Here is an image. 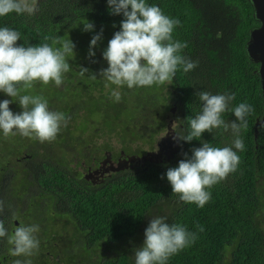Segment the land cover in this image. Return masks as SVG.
Returning <instances> with one entry per match:
<instances>
[{
	"label": "trees",
	"instance_id": "obj_1",
	"mask_svg": "<svg viewBox=\"0 0 264 264\" xmlns=\"http://www.w3.org/2000/svg\"><path fill=\"white\" fill-rule=\"evenodd\" d=\"M146 3L159 6L166 16L181 22L174 28L173 41L187 43L179 54L197 66L187 73L178 68L171 85L131 89L124 85L118 89L119 102L109 98L111 94L106 91L116 86L105 87L106 80L100 76L101 70L109 66L103 53L125 19L123 14H111L108 0H38V10L32 15L10 13L0 17V28L9 27L20 33L18 46L48 43L58 47L52 44V39L57 37L73 41L74 53L67 57L70 70L63 76L66 89L53 92L51 88V94L57 95L58 100L76 101L71 108L57 107V112L66 119L69 116L68 123L76 126L72 130L68 124L62 126L57 141L51 145L39 142L42 146L29 150L25 146L27 137L24 143L19 140V134L9 137L10 145L3 148L4 154L9 156L21 149L25 157L16 155L12 165L2 158L4 154L1 156L0 201L4 211L0 212V220L11 235L20 224L38 225L39 230H47L49 226L44 223L48 224V215L54 214L77 232L73 235L76 247L65 254L90 253L84 261L71 256L68 259L63 251L57 255L39 249L30 257H15L10 254L12 246L4 237L0 238V264H14L17 259L47 264L38 259L39 253H46L47 258L54 260L53 264H133L132 242L144 229L152 211L163 203L171 205L166 222L184 226L196 236L194 243L171 256L166 264H264L261 184L264 124L256 133V124L264 116V97L257 72L259 65L250 60L246 50L251 30L259 25L253 5L250 0H146ZM87 22L93 23V30L84 31L83 23ZM101 32L102 39L92 49L95 56L90 57L91 38ZM82 64L89 70L84 75H81ZM97 85L100 91L96 90ZM46 87L50 86L42 85V89ZM32 90L39 92L36 88ZM201 91L213 95L235 94L229 110L222 114L228 123L236 120L232 111L236 106L241 103L252 106L253 111L246 117L247 128L240 133L243 151L235 149V137L230 129L219 128L212 133L204 132L201 138L191 142L180 139L174 157L168 152L160 162L138 163L96 185L74 172L83 163L91 164L102 158L106 151L147 153L146 149L154 147L159 135L168 131V114L174 121L175 132L188 135L190 119L202 113L203 103L196 95ZM32 93L29 90L26 94ZM51 94L46 92L45 99ZM3 95L0 92V102ZM129 98L134 101L129 102ZM54 142L65 158H57L51 152ZM203 143L232 147L240 163L226 180L207 189L211 199L201 208L181 201L179 194L173 193L166 173L169 168L178 167L181 160L190 159L193 149L202 147ZM68 155L75 159V168L70 167L73 161L67 162ZM36 236L39 237L37 233ZM104 246L118 249L116 257L109 258L100 252ZM60 256H64L62 263Z\"/></svg>",
	"mask_w": 264,
	"mask_h": 264
},
{
	"label": "clouds",
	"instance_id": "obj_2",
	"mask_svg": "<svg viewBox=\"0 0 264 264\" xmlns=\"http://www.w3.org/2000/svg\"><path fill=\"white\" fill-rule=\"evenodd\" d=\"M37 5L38 0H0V17L10 13L32 15L38 10ZM108 5L111 14H123L125 17L121 30L114 34L103 53L109 66L100 72L102 78L116 86L111 92L116 102L121 99L118 89L124 85L129 89L165 83L171 85L178 68L182 67L187 73L197 66L179 54L187 43L173 41L174 28L181 23L178 19L166 16L159 6L149 5L146 0H108ZM83 24L84 31L94 28L91 22ZM20 39L17 30L0 28V92L12 98L18 97V103L23 108L21 113L14 114L9 107L12 101L5 99L0 102V130L5 138L19 134L41 143H50L56 139L62 126L67 127L70 117L66 119L63 113L50 111L43 97L22 93H27L36 82L44 85L54 82L59 87L64 74L70 70L67 57L74 53L75 44L71 39L57 37L52 39V44L58 47L48 43L25 47L17 45ZM101 39L102 32L91 39L90 57L95 56L92 49ZM88 71L81 67V75ZM196 95L203 103L202 113L190 119L188 135L177 133L173 139L191 142L194 138H201L204 132L230 129L235 137V149L243 151L240 133L247 128L246 117L253 111L252 106L247 103L236 106L232 110L236 120L228 123L222 114L229 110L235 94L213 95L201 91ZM239 163L240 157L232 147L219 148L203 143L202 147L193 149L190 159L181 160L178 167L169 168L166 175L173 193L179 194L181 201L203 208L211 199L207 189L226 180L229 174L237 170ZM3 211V201H0V212ZM38 231V225L20 224L9 235L4 222L0 220V238L7 237V243L12 246L10 254L15 257H30L38 251ZM200 231L203 229L200 228ZM145 237L143 246L135 251V264H166L171 256L196 239L195 233L181 225H170L165 217L152 218L145 230ZM14 264H31V261L17 259Z\"/></svg>",
	"mask_w": 264,
	"mask_h": 264
},
{
	"label": "rangeland",
	"instance_id": "obj_3",
	"mask_svg": "<svg viewBox=\"0 0 264 264\" xmlns=\"http://www.w3.org/2000/svg\"><path fill=\"white\" fill-rule=\"evenodd\" d=\"M93 38V37H92ZM91 38V39H92ZM73 65H75V63H73ZM86 64H82L81 67L85 68ZM64 77H63V82H64ZM104 82V81H103ZM107 84H109V82L106 81ZM42 85L43 83L42 82H36L33 86V88H36V91H39L37 93H34V91L32 89H30L31 92H33L31 95H35V96H41L43 97L44 99L46 98V92H49L51 94V88L53 89V92L54 91H60L62 92V90L66 89L65 85L62 83L59 87L55 85L54 82H50L48 85L50 87H46L44 89H42ZM97 91H100V86L97 85ZM106 91L107 93H110L113 91V90H109L108 88H106ZM52 92V94L49 96V99L47 100L48 102V108L50 111H56L57 112V107H61L64 108V107H68V108H71L73 107L75 104V100L74 101H62V100H58L56 99L58 96L57 95H54ZM23 94H26V93H22ZM39 94V95H38ZM33 95V96H34ZM109 98H112L110 97V95H108ZM3 100L7 99V100H10L12 101V103H10L11 107L10 109L13 111V113H21L23 111V108L19 105L18 103V100L19 98L16 97V98H13L8 96V95H3L2 97ZM62 99V98H61ZM134 100L132 98H129V102H133ZM9 105V106H10ZM82 114L84 113L83 111L81 112ZM69 116H67L68 118ZM167 120L170 121L172 118H171V115L168 114L167 115ZM68 125H70V128L71 130L74 129V127L76 126V124L74 123H68ZM82 127L79 128V130H81ZM65 131H62V134H64ZM78 132L74 133V136H76ZM166 135V131L162 132L160 135H159V140L158 142L154 145L153 148H151V150L149 149H146L148 151H153V150H157V147H158V144L160 143V140ZM63 136H66L67 135H63ZM4 135H3V132L2 130H0V160H2V158L5 160V161H10V163L13 165V162H15V156L18 155L19 157L21 158H24L25 157V151H21L20 150H17V152H13L11 155L8 156V154H4L5 151H2L3 148L4 149H7V147L10 145V142H8V139L9 137H7L5 140H4ZM31 139L33 138H29L27 137L26 138V145H28L27 148H29V150H35V149H38L40 146H42V144L39 143V141L37 140V143L32 141ZM19 140H21L22 143H24V140H25V137L19 135ZM36 141V139H33ZM57 141V140H55ZM46 144V142H44ZM52 142H48V145H51ZM168 145V144H167ZM142 146V143L138 146V150H140V147ZM71 152L73 151V147H71V145L69 144V148H68ZM178 149V148H177ZM51 152H54L55 154H57V158H62L64 157V152L59 148V146L57 145V143L54 142V144H52V147L50 148ZM169 151H167L168 153ZM119 152L117 151L116 154H118ZM177 153V152H176ZM4 154V155H3ZM135 153H130V155H133ZM145 153H141L139 154L140 156H143L145 155ZM3 155V156H2ZM2 156V158H1ZM69 156V155H68ZM70 159L67 160V162H71L73 161V163H70V167L71 168H75V164H76V161L75 159H73L71 156H69ZM65 158V157H64ZM19 166L18 165H15V168H18ZM84 167L82 166L81 168H77V169H74V172H79V170L83 169ZM261 184H262V187L264 189V178L261 179ZM171 208V205L168 204V203H163L161 204L159 207L155 208L152 213L149 215L147 221H146V224H145V227L144 229L139 233V235L137 236V238L132 242L133 244V251H132V259H133V264H135V251L136 249L140 248L143 246L144 244V241L146 239L145 237V230L147 229V227L149 226L152 218H156V217H165L166 220L168 219L169 217V210ZM49 216V221H48V224L44 223V225H48V229L47 230H39L37 235H39L40 237V242H42L41 246H39V252H52L54 254H57L59 255V252L60 251H63L65 257L67 256L68 259L69 257L71 256L72 258H76L79 259V260H83V259H87L88 256H90V253H86V255H77L75 253V255L73 254H65L68 250L69 251H73V246L76 245V238L73 236L75 235V233H77L76 231L73 232V229H72V226H68L66 225L64 222L65 220H61L59 217H57L56 215H48ZM38 237V238H39ZM57 245V246H56ZM128 245L129 243L126 245V248H125V251H128ZM76 247V246H75ZM74 247V248H75ZM117 250L118 249H115L113 246L112 247H109V246H104L102 248L99 249L100 252H105L106 253V256L111 258V257H116L117 255ZM97 251V252H99ZM40 257L38 259H42L43 261L47 262V264H53L54 260L52 258H47L45 255L46 253H39ZM95 255V254H93ZM97 258V257H96ZM64 260V256H60L59 258V262L62 263V261ZM84 261V260H83ZM59 264V263H58ZM84 264V263H82Z\"/></svg>",
	"mask_w": 264,
	"mask_h": 264
},
{
	"label": "water",
	"instance_id": "obj_4",
	"mask_svg": "<svg viewBox=\"0 0 264 264\" xmlns=\"http://www.w3.org/2000/svg\"><path fill=\"white\" fill-rule=\"evenodd\" d=\"M254 11H255V18L258 21L259 25L253 28L250 32V38L246 45V50L250 60L259 65L258 67V74L261 78V89L263 92L264 97V0H250ZM173 113L176 112V107L172 110ZM174 121L170 120L168 125V131L166 135L160 140L158 144L157 151H149L147 154L143 156H129L128 158L121 159L117 165H113L111 170L113 172H120L124 171L129 168L130 163L135 162H146V161H156L160 162L163 160L164 154L167 155V151H169L170 156L174 157L177 148L180 145V139H173V137L177 136V133L173 129ZM264 124V116L262 120H259L256 124V133L258 127ZM168 143V145H166ZM108 161V160H107ZM107 161L103 162L102 168L106 165ZM106 172V171H105ZM96 174H99L96 171ZM87 179H91L89 176H86Z\"/></svg>",
	"mask_w": 264,
	"mask_h": 264
},
{
	"label": "flooded vegetation",
	"instance_id": "obj_5",
	"mask_svg": "<svg viewBox=\"0 0 264 264\" xmlns=\"http://www.w3.org/2000/svg\"><path fill=\"white\" fill-rule=\"evenodd\" d=\"M167 144L168 143H166V145ZM157 150H158V147H157ZM157 150H153V151H157ZM134 155L140 156V155H136V154H133L132 156H134ZM129 156H131V155L127 154L125 151H121L118 154H116V152H113V151H106L102 158L92 161L91 164L83 163L84 168L79 170V172H77V173L81 174V177L83 179H85L87 182L96 185V184L102 183L103 180H105L108 176H111L112 174H115V173H119V172H113L111 170V167L113 165H117L121 159L128 158ZM165 156L166 155L164 154L163 158H165ZM105 161H107V163L104 166V168L101 169L102 164ZM138 163L139 162L130 163L129 168L126 170L132 169ZM79 168H81V167H79ZM96 171H98L99 174H96ZM86 176H89L91 179H87Z\"/></svg>",
	"mask_w": 264,
	"mask_h": 264
}]
</instances>
